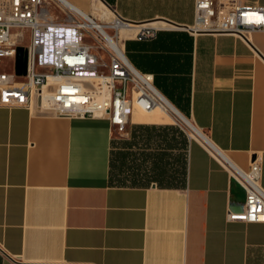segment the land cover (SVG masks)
I'll return each instance as SVG.
<instances>
[{
	"label": "crops",
	"instance_id": "1",
	"mask_svg": "<svg viewBox=\"0 0 264 264\" xmlns=\"http://www.w3.org/2000/svg\"><path fill=\"white\" fill-rule=\"evenodd\" d=\"M66 1L128 22L117 37L130 63L234 165L257 159L264 190V32L192 33L195 0ZM143 29L154 36H125ZM112 131L0 107V264H264V223L226 219L244 192L200 140L183 138L178 185H116Z\"/></svg>",
	"mask_w": 264,
	"mask_h": 264
},
{
	"label": "built area",
	"instance_id": "2",
	"mask_svg": "<svg viewBox=\"0 0 264 264\" xmlns=\"http://www.w3.org/2000/svg\"><path fill=\"white\" fill-rule=\"evenodd\" d=\"M130 24L115 18L105 27L118 35ZM192 33L231 34L241 39L264 32V7H243L236 0H195ZM154 29L135 33L151 38ZM112 41L102 23L66 0H0V107H24L39 101L40 112L66 119H104L111 130L123 132L133 110L164 108L166 100L150 74L128 60L121 41ZM26 50V74L16 76L17 47ZM204 147L244 192L239 212L228 211L231 222L264 223V190L257 159L246 169L229 161L208 140Z\"/></svg>",
	"mask_w": 264,
	"mask_h": 264
},
{
	"label": "rangeland",
	"instance_id": "3",
	"mask_svg": "<svg viewBox=\"0 0 264 264\" xmlns=\"http://www.w3.org/2000/svg\"><path fill=\"white\" fill-rule=\"evenodd\" d=\"M101 15H108V22L112 19L109 12H101ZM90 16L102 24L106 23L105 17ZM120 32L121 30L118 33L119 38L124 35ZM135 33L125 36L133 37ZM110 34L117 36L114 32ZM136 110L140 109L135 108L134 112H137ZM183 138L194 137L181 123H130L123 132L113 130L110 151L112 183L147 185L155 182L159 185H178L185 154Z\"/></svg>",
	"mask_w": 264,
	"mask_h": 264
},
{
	"label": "bare ground",
	"instance_id": "4",
	"mask_svg": "<svg viewBox=\"0 0 264 264\" xmlns=\"http://www.w3.org/2000/svg\"><path fill=\"white\" fill-rule=\"evenodd\" d=\"M98 9H100L101 12L106 13L108 12L104 8H102L101 5H98ZM86 14V13H84ZM87 15V14H86ZM106 19V18H105ZM130 26L128 25H123L121 26V32L124 29H129ZM102 29L104 33L112 40L116 41V37H114L110 32L105 27V24H102ZM120 32V33H121ZM164 108H154L148 111H142V110H136V118L134 119L135 121H147V122H162V121H170L174 123H181L183 124L188 130L190 131L192 137H196L200 142L205 144V141L207 138L188 120L182 117L172 106L171 104L167 101H163ZM31 108L34 111H39L40 112V107H39V101H31ZM135 110V109H134ZM133 110V113H134ZM132 113V114H133Z\"/></svg>",
	"mask_w": 264,
	"mask_h": 264
},
{
	"label": "water",
	"instance_id": "5",
	"mask_svg": "<svg viewBox=\"0 0 264 264\" xmlns=\"http://www.w3.org/2000/svg\"><path fill=\"white\" fill-rule=\"evenodd\" d=\"M14 72L16 76H24L26 74V50L20 46L16 48Z\"/></svg>",
	"mask_w": 264,
	"mask_h": 264
}]
</instances>
